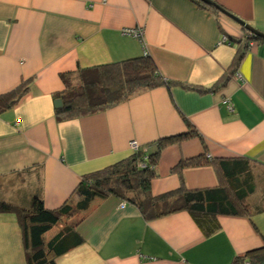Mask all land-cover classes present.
<instances>
[{
  "label": "crops",
  "instance_id": "crops-1",
  "mask_svg": "<svg viewBox=\"0 0 264 264\" xmlns=\"http://www.w3.org/2000/svg\"><path fill=\"white\" fill-rule=\"evenodd\" d=\"M211 1L264 33V0ZM247 41L238 23L201 0H0V95L29 81L0 110V199L72 205L43 234L65 247L52 252L56 264H231L264 246V40L235 65ZM141 55L173 82L104 111L57 116L62 73ZM191 131L160 151L152 193L217 190L249 213L217 214L219 228L204 236L187 210L147 221L98 190L76 208L82 176L131 155L130 140L147 155L160 138ZM0 264H26L13 213H0Z\"/></svg>",
  "mask_w": 264,
  "mask_h": 264
},
{
  "label": "trees",
  "instance_id": "trees-1",
  "mask_svg": "<svg viewBox=\"0 0 264 264\" xmlns=\"http://www.w3.org/2000/svg\"><path fill=\"white\" fill-rule=\"evenodd\" d=\"M251 39L264 40L256 35ZM238 42L241 41L238 40ZM247 47L248 42L241 44V51L234 58L235 65L238 64ZM61 78L65 89L61 93L62 105L56 108L59 118H72L104 111L141 91L173 82L165 81L154 60L145 55L81 68L76 72L62 73ZM28 85L29 81H23L14 90L0 95V110L12 105L28 89ZM192 133L193 131L164 137L156 142V150L150 154L145 155L144 151L139 149L113 164L83 175L76 189L82 197L77 201L76 208H87L94 192L98 190L135 205L147 221L179 210H187L204 236L212 234L219 228L217 214L249 213L247 205H243L241 210L237 211L235 205L229 203L225 195L217 190L184 191L177 195L152 193L151 182L155 177L154 167L160 151L165 146ZM200 160H202L201 157H196L180 162L179 166L200 163ZM141 162H145V165L142 166ZM71 209L72 205L69 203H64L55 209H48L37 197L33 198L27 207L17 206L0 199V213L15 214L21 228L26 264H56L53 254L63 252L65 247L53 246L54 242L45 241L43 234ZM80 240L81 238L77 237V241ZM77 241L72 243V246L77 244ZM245 262L264 264V246L248 251L242 257H234L231 264Z\"/></svg>",
  "mask_w": 264,
  "mask_h": 264
},
{
  "label": "water",
  "instance_id": "water-1",
  "mask_svg": "<svg viewBox=\"0 0 264 264\" xmlns=\"http://www.w3.org/2000/svg\"><path fill=\"white\" fill-rule=\"evenodd\" d=\"M204 3H207L209 5H213L217 10H219L221 13H223L224 15H226L227 17H229L230 19H232L233 21H235L236 23H238L240 25V27L242 29H244L246 32H252L254 33L257 37L263 38L264 39V33L256 30L255 28H253L251 25H249L248 23H246L244 20L240 19L239 17L235 16L233 13H231L230 11H228L227 9L217 5L216 3L212 2L211 0H201ZM62 105V100L61 98H57L54 101V106L56 108L60 107Z\"/></svg>",
  "mask_w": 264,
  "mask_h": 264
},
{
  "label": "built area",
  "instance_id": "built-area-1",
  "mask_svg": "<svg viewBox=\"0 0 264 264\" xmlns=\"http://www.w3.org/2000/svg\"><path fill=\"white\" fill-rule=\"evenodd\" d=\"M123 31H124L125 33H128V34H132L133 36H139V35L142 34V31H143V30H142V29H135V28H133V29L128 28V29H124ZM252 36H255V34L252 33V32H249V31L246 32V37L249 39V41H248L249 46H251V45L254 44L253 39H251ZM224 40L226 41V37H225V36H223V39H221V41H224ZM221 41H220V42H221ZM224 100H225V103L227 104L228 108H229L230 110H233V103H231V101H230L228 98H225ZM129 147H130L132 150H135V149L138 147V143H137V141H135V140H130V141H129ZM244 264H248V263L245 262Z\"/></svg>",
  "mask_w": 264,
  "mask_h": 264
},
{
  "label": "bare ground",
  "instance_id": "bare-ground-1",
  "mask_svg": "<svg viewBox=\"0 0 264 264\" xmlns=\"http://www.w3.org/2000/svg\"><path fill=\"white\" fill-rule=\"evenodd\" d=\"M248 39V38H247ZM248 41H249V39H248ZM247 41V42H248ZM253 41H254V39H253ZM248 46H249V44H248ZM145 56H147V55H145ZM165 80V79H164ZM165 81H167V80H165ZM164 138V137H163ZM163 138H160V139H163ZM138 149L136 148L135 150H133V151H131L132 153H134V152H136ZM144 158H146V157H144ZM142 166H144L145 165V162H141L140 163Z\"/></svg>",
  "mask_w": 264,
  "mask_h": 264
}]
</instances>
